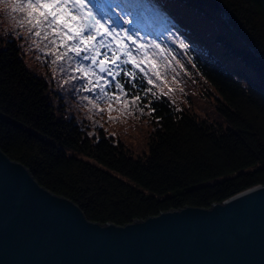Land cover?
<instances>
[{
    "label": "trees",
    "instance_id": "1",
    "mask_svg": "<svg viewBox=\"0 0 264 264\" xmlns=\"http://www.w3.org/2000/svg\"><path fill=\"white\" fill-rule=\"evenodd\" d=\"M1 1L18 32L0 36V148L87 218L123 224L264 183V0H83L76 24L92 12L102 33L114 30L103 42L142 61L131 80L69 51L67 29L29 15L35 0ZM27 53L40 56L44 74L27 66ZM90 72L109 81L103 91ZM54 99L69 117L55 113ZM112 124L134 135L144 128L143 148L107 132Z\"/></svg>",
    "mask_w": 264,
    "mask_h": 264
},
{
    "label": "water",
    "instance_id": "2",
    "mask_svg": "<svg viewBox=\"0 0 264 264\" xmlns=\"http://www.w3.org/2000/svg\"><path fill=\"white\" fill-rule=\"evenodd\" d=\"M0 264H264V183L209 206L99 222L0 148Z\"/></svg>",
    "mask_w": 264,
    "mask_h": 264
},
{
    "label": "snow or ice",
    "instance_id": "3",
    "mask_svg": "<svg viewBox=\"0 0 264 264\" xmlns=\"http://www.w3.org/2000/svg\"><path fill=\"white\" fill-rule=\"evenodd\" d=\"M27 7L32 10L29 12L30 16L35 14L43 18V21L49 27L55 25L56 27L52 28L53 32H55L57 28L67 29V32L63 33L61 44L70 40H75L76 43L68 50L75 52L77 57H80L81 54L84 53L82 59L85 61L90 60L91 65L95 66L99 73H105L107 76L112 77L113 80H116V78L121 75L131 80L135 79L138 75V73L132 69H139L140 72L144 71V69L140 67L142 61L137 62L132 52L128 50L124 44H121L117 48L114 44H111V42L107 44L103 42V36L114 35V30L110 33H102L98 28L99 21H96L95 18L91 16H89L86 23H83L82 27L76 24L78 16L83 17V12L81 11L85 7L83 0H81L79 4L61 3L60 0H35L34 3L30 2ZM69 8L76 14L69 12ZM86 30L89 33L87 36L82 34ZM37 35H39V33H37ZM97 37L101 38L100 42H96ZM124 39L127 40L129 38L125 37ZM131 43L136 45L135 40H131ZM101 49H106V51L102 52ZM121 64L131 65V69H121ZM81 68H84V66L82 65ZM113 69H117V71ZM85 71H87V69H85ZM88 74L96 77L93 87H99L101 91H103L105 85L109 83L104 76L96 75L95 72H90ZM155 75L156 78L159 79V73H155ZM123 83V81H118L115 87L123 90ZM147 83L152 85L153 80L149 79ZM89 84H92V81H89ZM149 91H151V89H149Z\"/></svg>",
    "mask_w": 264,
    "mask_h": 264
},
{
    "label": "rangeland",
    "instance_id": "4",
    "mask_svg": "<svg viewBox=\"0 0 264 264\" xmlns=\"http://www.w3.org/2000/svg\"><path fill=\"white\" fill-rule=\"evenodd\" d=\"M7 8H8V6L5 3L3 4L2 1L0 0V36L1 35L3 36L2 39H5V37L6 38L15 37V36H17V32H18V30L16 29V24H11L10 23V20H9L10 16H9V13H8V11H9L8 9L9 8L8 9ZM23 57H24V60H25V62L27 64V66L32 71L34 70L35 73L44 74V72L41 69L36 68V65L34 64V62H38V61L41 60L40 56H37V55H35V56L34 55H29L27 53V54H24ZM59 102L60 101H57L55 99L53 100L55 113L58 116L69 117V115H71L72 112L70 110H68L67 108H63L64 105L58 106V103ZM199 106L200 107H203V104H200L199 103ZM83 124H84V122H83ZM100 127H103V124H100L98 127H95L93 129V132L99 134L100 133V131H99ZM105 129L109 133L119 134L122 138H125L128 143H130L131 145H133V148H135V150L136 149L140 150L139 148H143V145H144V137H143L144 136V128L136 131L135 132V135L132 134V132L130 131L129 128H125L124 130L115 129V126L113 124L110 125V126H106ZM79 154L83 155L85 158H88V159L96 162L94 160V158H92L89 155H86L84 153H79ZM112 170L115 173H117L118 175H120L121 177H123L124 179L132 180L129 176H127V175H125V174H123V173H121V172H119L117 170H114V169H112Z\"/></svg>",
    "mask_w": 264,
    "mask_h": 264
}]
</instances>
